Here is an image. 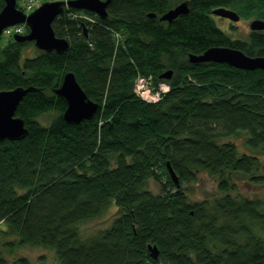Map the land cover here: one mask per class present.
<instances>
[{"label": "trees", "instance_id": "1", "mask_svg": "<svg viewBox=\"0 0 264 264\" xmlns=\"http://www.w3.org/2000/svg\"><path fill=\"white\" fill-rule=\"evenodd\" d=\"M181 1L110 0L105 18L64 7L52 28L67 51L22 59L32 41L0 46V90L35 87L15 112L26 136L0 140V264H29L4 254L24 246L52 250L59 264H264L262 201L240 195L235 181L264 186V163L223 140L245 134L249 150L264 151V69L188 60L211 46L264 55V30L231 39L211 15L225 6L264 20V0H188V13L158 21ZM67 71L98 103L77 124L63 119L66 102L54 93ZM139 76L169 88L147 102L134 91ZM45 113H54L48 124L38 120ZM201 172L219 196L189 200L186 185ZM111 207L108 226L81 234Z\"/></svg>", "mask_w": 264, "mask_h": 264}, {"label": "water", "instance_id": "2", "mask_svg": "<svg viewBox=\"0 0 264 264\" xmlns=\"http://www.w3.org/2000/svg\"><path fill=\"white\" fill-rule=\"evenodd\" d=\"M3 7L0 9V36L4 28L24 24L28 30L26 33L13 34L16 42H33L34 46L43 51H55L63 53L69 49V42L55 35L52 28L53 20L62 13L65 5L77 10H86L98 17L107 16L106 7L110 0H67L45 1L29 13H24L16 7V0H2ZM188 0H183L167 11L159 15L158 21L171 22L179 15L188 13ZM211 13L221 17H227L232 21L239 19V14L223 6L213 8ZM147 17L155 18L153 12L147 13ZM251 31L264 30V20L254 18L249 22ZM87 27L84 25V34ZM188 60L191 63L214 62L226 64L238 69L254 70L264 69V55L250 56L237 48L228 46H211L200 54L189 53ZM172 70L168 69L161 73V79H169ZM35 90L32 86H17L11 89L0 90V140H20L28 132L24 120L15 115L17 106L25 95ZM54 93L62 97L66 106L62 113L63 119L72 124H77L85 119H90L98 109V103L89 99L72 71H67L59 87ZM172 180L177 183V177L172 168L168 166ZM147 250L152 259H156L159 250L156 245H148Z\"/></svg>", "mask_w": 264, "mask_h": 264}, {"label": "rangeland", "instance_id": "3", "mask_svg": "<svg viewBox=\"0 0 264 264\" xmlns=\"http://www.w3.org/2000/svg\"><path fill=\"white\" fill-rule=\"evenodd\" d=\"M45 1H64V0H44L43 2ZM16 7L25 13L26 10H24L22 6L19 4V0H16ZM252 19L254 18L253 17L247 18V19L242 18L236 22L231 21V25L228 26V23L226 21H222L220 18L213 15V20L215 24L220 29H222L226 34H228L230 38L238 39L242 41L247 40L248 34L251 32V29L249 27V22ZM23 33H25V26H24ZM12 38H13V35L6 36L4 33H2L0 36V46L5 44L9 39H12ZM37 50L38 49L34 46V44L30 43V44L25 45L21 53L22 59L25 57L34 56L37 53ZM161 82L155 83L152 81L151 87L153 88V91H156L158 84ZM163 84L168 85L165 81H163ZM144 86L146 87V89L149 88L148 80L144 82ZM164 89L166 92L167 88L165 87ZM143 95H145V97L148 99L152 98L149 96V93L147 92H145V94ZM53 115L54 113H45L39 116L38 120L42 124H48L51 118L53 117ZM245 139H246L245 134H239L237 136L228 137L223 140L224 141L231 140L235 142L239 151L251 152V153L257 154L260 160L264 163V151L249 150L245 145ZM235 181L237 185V190L240 193V195L246 196L248 198L255 197V198L261 199L262 201L261 211L264 213V186L257 185V184H250L249 182L245 181V178L241 175L235 176ZM148 188L155 193L159 192V186L153 180H149ZM186 188H187V195H188L189 200H202V199L211 200L214 197L219 196V193L216 187V180L208 176L204 172L199 173L197 179L189 183L188 185H186ZM115 213H116L115 207H111L107 209L98 218L80 224L79 230L81 234L83 236H90V235L95 234L99 229L105 228L106 226L110 224ZM258 231L259 232L255 231V233L259 235H264V231L262 230H258ZM4 254L7 257L9 262H11L12 260L16 258L24 257L28 260L29 264H59L58 260L56 259L54 255V252L52 250L42 248V247H31V246H24V247H19V248L17 247L13 250V252L11 253L4 252Z\"/></svg>", "mask_w": 264, "mask_h": 264}, {"label": "built area", "instance_id": "4", "mask_svg": "<svg viewBox=\"0 0 264 264\" xmlns=\"http://www.w3.org/2000/svg\"><path fill=\"white\" fill-rule=\"evenodd\" d=\"M44 0H19V4L22 6V8L25 11V13H29L31 12L33 9H35L36 7H38ZM67 1V0H64ZM65 7H68L67 5H65ZM75 17H80V18H85L88 19L89 21L94 20L90 15H87L84 12H80V13H74ZM24 32V24H17V25H13V26H9L3 29L2 33H4L6 36H12L13 34H21ZM149 81V88L146 89V87L144 86V82ZM152 81L151 78L148 77H142L139 76L137 77L136 81H135V87H134V91L136 93L137 96H139L141 99L147 101V102H157L160 98H161V93L165 92V87L167 88L166 91L168 90V85L163 84V81L161 83L158 84V87L156 89V91H153V88L151 87ZM142 85V86H141ZM148 86V85H147ZM145 87V89H144ZM145 92L149 93V96L152 98H146Z\"/></svg>", "mask_w": 264, "mask_h": 264}, {"label": "flooded vegetation", "instance_id": "5", "mask_svg": "<svg viewBox=\"0 0 264 264\" xmlns=\"http://www.w3.org/2000/svg\"><path fill=\"white\" fill-rule=\"evenodd\" d=\"M223 7H225V6H223ZM226 8H229V7H226ZM229 9H231V8H229ZM234 10V9H233ZM237 12V11H236ZM238 13V12H237ZM211 15H212V17H213V15L214 14H212L211 13ZM215 16H217L218 18H220L222 21H226L227 23H228V26L229 25H231V21L232 20H230L229 18H227V17H221V16H218V15H215ZM243 17H241L240 15H239V19L238 20H236V21H239L240 19H242ZM236 21H233V22H236ZM262 31V30H261ZM232 39V38H231ZM246 40H243V42H245ZM254 56H258V55H254Z\"/></svg>", "mask_w": 264, "mask_h": 264}]
</instances>
